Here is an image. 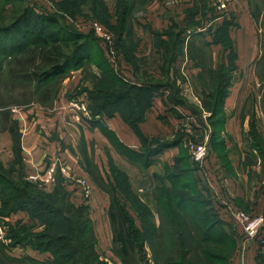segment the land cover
Returning <instances> with one entry per match:
<instances>
[{
    "label": "crops",
    "instance_id": "crops-1",
    "mask_svg": "<svg viewBox=\"0 0 264 264\" xmlns=\"http://www.w3.org/2000/svg\"><path fill=\"white\" fill-rule=\"evenodd\" d=\"M185 1L155 0L154 4L145 5L146 14L134 16L131 20V60L126 59L120 46L115 57L110 58L115 72L138 88H148L151 81H159L158 88L148 98L138 100L132 94L130 97L121 94L111 102L105 103L102 99L100 103L111 106L110 113L102 112V121H97L91 128H87L91 121L85 126L75 123L69 108L70 96L92 103L90 94L96 89L88 71L101 74L102 69L91 63L66 75L50 102H34L14 112L20 131L22 175L28 179L33 177L32 181L39 187L51 191L60 174L71 193V200L89 207L98 239L97 251L102 254L100 249L103 247L117 264L123 262L115 252L109 215L111 196L91 172V165H95L101 182H106V179L114 181L109 160L128 175L133 191L149 208L157 228L161 227L158 187L171 189L179 186L189 198L198 202L195 205L186 202L184 213L194 216L195 211L200 210L216 218L214 231L224 241L221 245L227 257L218 264H261L264 229L256 237L246 238L234 218V211L242 209L264 214V81L260 78L258 63L263 50L260 33L264 34V28H260L254 19L250 0H232L227 12L215 19L219 23L225 18L230 21L229 34L237 56V68L215 118L222 121L214 123L211 111L203 106L206 86L201 75L204 69L189 55V37L184 42L183 53L172 61L169 68L166 67L165 43L170 40V35L162 31L171 26L172 12L178 13ZM210 42L209 45L223 47L218 59L212 52L214 50L211 51L216 68L220 61H227L229 50L221 43ZM169 77L179 88L180 98L173 97L172 86L167 84ZM259 86L260 97L253 89ZM195 89L199 90L197 95ZM190 90L195 97L183 96ZM187 125L191 131H186L190 130ZM140 134L151 140L170 139L183 134L184 143L151 156L149 164L144 167L125 152H140ZM193 137L209 143L210 154L201 165L187 148L188 139ZM15 158L12 134L8 130L3 131L0 133V160L10 168ZM53 161L58 166L55 179L45 182L46 169ZM80 180H85L91 188L89 196H84ZM130 213L136 225L142 228L139 213L132 209ZM7 217L10 222L32 221L25 211ZM146 249L151 250L149 244ZM6 250L17 258L32 257L41 261L52 258L50 252H41L30 245H11Z\"/></svg>",
    "mask_w": 264,
    "mask_h": 264
},
{
    "label": "trees",
    "instance_id": "trees-1",
    "mask_svg": "<svg viewBox=\"0 0 264 264\" xmlns=\"http://www.w3.org/2000/svg\"><path fill=\"white\" fill-rule=\"evenodd\" d=\"M89 1H93V10L98 16L100 15V18L101 15H108L109 8L105 0H63L56 4L58 13L39 17L42 21L40 28L36 29L35 16L29 10L25 9L16 13L17 16L15 15L9 24H0V36H15L13 34L20 33L22 38L17 40L18 45L14 43L8 52L0 51V56L5 59L14 55L17 59L24 53H36L40 50L44 63L33 72L38 76V79L40 76L42 82L60 77L64 78L72 70L91 65V63L98 65L102 69L100 75L88 71V74L94 80L96 89L90 94L93 101L89 104L93 115L92 122L98 115L102 117L103 111L106 113L111 112V106L100 103V100L103 99L105 103L111 102L115 96L121 94L123 97H130L132 94L134 98L144 100L145 97L151 96L155 88H158L159 81H151L152 85L150 87H139V89L124 80L115 72L110 62L112 57L104 50L100 39L98 40L93 34L80 32L65 21L66 16L74 18L75 15L82 14L84 6L88 5ZM194 2L195 16L196 18L200 16L199 19H196L198 20L197 25L200 26L203 24L202 17L206 14V10L204 11L201 8H206L208 0H194ZM200 2L202 3L200 4ZM132 4L131 0H116V23L111 25L114 26L113 33L116 47L120 50V46L124 50L127 60L132 58V42H130ZM250 4L254 19L256 21L260 20L262 10L258 7L257 12L256 7L253 8L252 0H250ZM218 16H212L214 22L210 25L208 31L209 35L214 34L213 42L221 43L225 49L229 50L227 61H220L217 67L214 68L213 57L207 58L203 55L205 54L203 50L194 48V45L197 44L190 39L188 41L189 55L196 59L204 69V73L201 75L202 82L204 81L206 86L203 91V106L211 111V118L212 121H215L214 123L222 121L215 120V118L220 112L223 99L229 91L234 71L237 68V56L229 34L230 21L225 18L219 23L215 20ZM102 19L105 20V18ZM262 22L264 23V16ZM178 24L175 22L172 26L173 28L175 26L178 29L177 31L171 29L162 31L170 35V40L165 43L167 68L170 67L172 61L178 55L183 53L184 42L189 37L182 27L178 28ZM202 32L193 33V38H199L204 34ZM30 35H34V37L30 39ZM262 35L264 34L260 33L263 46ZM201 43L209 45L211 42L201 39ZM19 52L20 54H18ZM258 63L259 75L261 80L264 81V49ZM170 79L169 77L167 84L172 86L173 97L180 98L179 88ZM47 102L50 101L43 103ZM3 114L6 122H10L3 127L0 118V133L10 131L14 141L15 160L22 161L20 131L17 120L9 110L4 111ZM140 137L142 140L140 152H128V150L125 152L133 161L144 167L149 164L151 156L184 143L183 134L173 139L155 138L151 140L142 134H140ZM117 147L119 148V145ZM119 149L123 151L122 148ZM15 160L12 166L16 163ZM111 171L114 181L110 179L108 184L99 181L98 183L111 196L109 215L113 228V239L116 244L115 252L121 256L123 264H148V249H146L148 244L151 247L150 251L153 253L152 256L156 264H197V262L218 264L219 261L227 259L224 256L225 250L221 245L222 242L224 245V241L214 231L216 218L214 215L200 210H196L194 214L192 213L194 216L184 213L186 202L192 205L198 204V202L189 198L188 194L183 192L179 186L171 189L158 187L157 196L160 201L161 227L157 228L149 208L133 191L128 175L113 163ZM63 180V177L58 174L56 186L53 190L47 191L24 175L16 180L13 177V167L7 168L0 160V197L2 202L0 216L7 217L19 211L27 212L32 222L39 221L38 227L40 230L33 232L31 236H37L45 240L42 243L43 247L36 246L37 243H34V247H32L41 252L52 254L51 259L44 261L32 257L17 258L10 255L2 245L0 247L2 251L0 264L105 263L102 262L101 254L97 251L98 239L88 205L74 203ZM130 209L141 216L142 228L136 225ZM34 224L37 226L36 223ZM26 227L28 228V226ZM194 230L197 232H194ZM13 233L15 234L12 230ZM30 234L29 230L27 236ZM14 236H11L13 244L31 245L29 242L25 243L26 235L18 233ZM203 257L205 260H203ZM260 259V263L264 264V256ZM205 261H208V263Z\"/></svg>",
    "mask_w": 264,
    "mask_h": 264
},
{
    "label": "rangeland",
    "instance_id": "rangeland-1",
    "mask_svg": "<svg viewBox=\"0 0 264 264\" xmlns=\"http://www.w3.org/2000/svg\"><path fill=\"white\" fill-rule=\"evenodd\" d=\"M63 0H0V24H9L11 19L16 15V13L22 12L23 10L27 9L29 10L30 13H32L35 16V24H36V29L40 28L41 25V19L39 17L45 16L47 14H56L58 13V10L56 8V4L62 2ZM108 6V15H101L102 17L100 18L98 14L93 10V1H89L88 5L84 6L82 14H77L74 16V18H70L69 16L65 17V21L69 24L72 25L74 28L78 29L80 32H85V33H90L93 34L97 39L99 40L100 37L97 35L95 29H94V22H99L101 23L105 29H107L114 37V26L116 23V0H105ZM217 0H208V4L206 8H201L206 10L205 16L202 17V25L198 26V18L195 16L194 8H195V2L192 0H186L185 5L182 6L183 8L177 13V12H172V18H173V23L171 26L168 28L169 30H175L177 31L178 29L174 26L172 27L175 22L179 23L178 28L180 29L182 27L183 30H185V34L189 36L191 41H195L197 45H194L196 50H203L207 58L212 57V52H214V55L217 57L221 54L223 47L221 46H213V45H205L199 41V39H202L203 41L210 42L213 40L214 34L211 33L209 35V27L210 25L214 22L212 19V16L214 15H222L226 10L229 8L228 7L225 10H220L218 9L217 5L214 4ZM155 0H131V16L132 17H140L146 14V6L145 5H150L154 4ZM263 0H252L253 3V8L256 7L257 12H258V7L262 10V13L260 15V18L263 19L264 16V4ZM202 2H200L201 4ZM205 6V5H204ZM17 16V15H16ZM98 16V17H97ZM102 18H105L103 21ZM106 21V22H105ZM204 26V27H201ZM258 26L260 28H264L262 25L261 19L258 20ZM259 28V29H260ZM168 29H164L168 30ZM198 29V30H197ZM204 29V30H203ZM197 31H204L202 32V36L195 40L193 38V33H196ZM262 32H264L262 30ZM221 35H224L220 33ZM263 34V33H261ZM15 36H0V51H6L10 50V47L15 43L18 45L17 40H21L22 35L20 33L13 34ZM30 39L34 37V35L29 36ZM208 39V40H207ZM262 40H263V46L262 48L264 49V35H262ZM26 41V40H24ZM101 41V39H100ZM101 43V42H100ZM213 46V48H212ZM193 47V46H192ZM215 47V49H214ZM201 48V49H200ZM115 49H117L116 44H115ZM194 49V50H195ZM220 49V50H219ZM118 50V49H117ZM214 50V51H212ZM212 51V52H211ZM22 53V52H21ZM20 54V52L18 53ZM222 55V54H221ZM211 56V57H210ZM209 62V61H208ZM207 62V63H208ZM43 55L41 51H37L36 53H24L23 55H20V57L15 58L14 55H11L9 57H6L5 59H2L0 56V118H1V125L3 127L7 126L9 122H6V119L4 118V111H11L13 114L17 109L21 108H26L29 105H31L34 102L38 101H51L54 97L56 92L58 91L59 87L61 86L63 82V78H57L55 80H48L42 82L39 76L34 74L33 70L37 69L39 66L43 64ZM209 64V63H208ZM256 75H254L255 77ZM259 78V76L257 75ZM193 79L191 78V81ZM255 81H258L257 78ZM187 81H190L187 79ZM252 81V80H251ZM261 86L259 87H253V89L258 93L259 97L260 94L262 95V92L260 91ZM195 95H197V92L195 89ZM193 91H187L184 93L183 96L187 97H195ZM74 97V95L70 96L69 99ZM88 102V101H87ZM90 104V102H88ZM4 119V120H3ZM97 121H102V118H95L87 128L93 127V125L96 124ZM102 123V122H101ZM188 126V125H187ZM186 131H191L192 128L190 126L186 127ZM185 132V130H184ZM190 133V132H188ZM192 134V133H190ZM193 135V134H192ZM173 139V138H170ZM202 142L203 139H199L197 137H193L188 139V142ZM188 148V146H187ZM16 163L13 164V177L16 180H19V178L22 176V161L16 159ZM109 166H112V162L109 160ZM12 169V168H11ZM91 172L94 174L95 178L97 181L101 182L100 178V173L98 174L97 168L95 165H91ZM106 184L110 182V179H106ZM102 183V182H101ZM84 193V196H86V193ZM36 223L39 225L38 222H28L24 223L18 220H12L11 222L8 220L7 224L9 226V237L11 240L9 241V246H15L17 244H13V239L11 236L15 237L14 235L16 234H22V235H28L29 230L31 234L27 236L25 243L29 242L31 243V247H34V243H37L36 246H41L43 247L42 243L43 240L42 238L39 237H34L31 236L33 232L40 230L39 227H36L34 224ZM28 226V228L26 227ZM33 228V229H32ZM15 232V234H12ZM107 238V236H106ZM4 246V248H8V246L4 243H0V247ZM24 245V244H22ZM101 250V259L102 262H107L109 264H117L115 261H113L111 258L108 257L106 250H103V247L100 249ZM7 251V250H6ZM2 251L0 250V254ZM152 252L148 250V264H156L155 259L152 256ZM107 256V257H106ZM107 260V261H106ZM31 261V260H30ZM32 263V262H31ZM103 263V264H105Z\"/></svg>",
    "mask_w": 264,
    "mask_h": 264
},
{
    "label": "built area",
    "instance_id": "built-area-1",
    "mask_svg": "<svg viewBox=\"0 0 264 264\" xmlns=\"http://www.w3.org/2000/svg\"><path fill=\"white\" fill-rule=\"evenodd\" d=\"M232 0H217L214 4L217 5L218 9L225 10ZM94 29L97 35L101 39V45L104 50L112 58L115 57L117 49H115V37L107 30L105 27L99 23L94 22ZM69 108L71 111V116L75 123L79 125H88L93 119L92 111L90 105L86 100H83L79 97H72L69 100ZM189 152L192 158L198 163L202 164L210 154V147L207 140L202 142H188L187 143ZM57 162L53 161L49 164L45 172V182H50L55 179L57 172ZM30 180H34L32 177ZM80 183L84 186L83 192L86 193V196L91 194V188L86 185L85 180H80ZM234 218L237 223L242 228L246 238L256 237L264 229V214L262 213H251L242 209H237L234 211ZM8 217L0 216V243H4L9 247V226L7 224ZM7 248V249H8Z\"/></svg>",
    "mask_w": 264,
    "mask_h": 264
}]
</instances>
